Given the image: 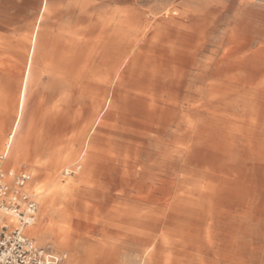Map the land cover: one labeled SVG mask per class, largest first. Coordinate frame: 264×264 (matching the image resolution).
<instances>
[{
    "label": "bare ground",
    "instance_id": "obj_1",
    "mask_svg": "<svg viewBox=\"0 0 264 264\" xmlns=\"http://www.w3.org/2000/svg\"><path fill=\"white\" fill-rule=\"evenodd\" d=\"M23 1L0 2V151L5 169L36 164L27 234L52 233L66 264H264V30L239 18L247 0L229 29L224 0ZM43 76L74 94L29 149ZM96 224L135 238V253Z\"/></svg>",
    "mask_w": 264,
    "mask_h": 264
},
{
    "label": "rangeland",
    "instance_id": "obj_2",
    "mask_svg": "<svg viewBox=\"0 0 264 264\" xmlns=\"http://www.w3.org/2000/svg\"><path fill=\"white\" fill-rule=\"evenodd\" d=\"M2 1L3 0H0V2H2ZM26 1L30 2V5H32L37 0H26ZM16 2H17V4H20V3H23L24 1L23 0H16ZM106 2H107V4H112L113 1L112 0H106ZM223 3L224 4L222 6L223 8H222V15H221L222 16L221 17V27L229 29L230 28L229 27L230 26L229 25V21H231L232 19H235V12L238 10V8L240 6L239 5L240 0H224ZM246 3H247V6H249V10L251 12H250V14L241 15L239 18H241L242 20H246V21L247 20L255 21L257 27H261L264 30V1L256 2L254 0H247ZM231 14L233 16H231ZM253 14H254V16H253ZM228 16H230V17H228ZM258 16H259L260 19L258 18ZM34 18H35V14H34L33 8L28 7L27 8V17H26V19L33 20ZM230 34H231V32L230 33H226V34L221 32V37H226L227 38ZM262 41H264V39L256 41L255 46H254L255 49L259 48L262 45ZM224 51H225L224 49L221 50V56L223 55ZM60 83L58 84V87L55 89V91L51 90V89H48L47 85L51 84V80L48 77L45 78L43 76V82H41L39 84V86L32 92L31 97L29 98L26 123H28V125H30L31 121H32L31 125L34 126L32 132L30 133L31 135L29 134V136H31L30 137L31 138V144L30 143L27 144V148H29V149H34V147L36 145V142H35L36 140H38L41 137L44 138V136H45L44 132L47 129L45 127V123L46 122L44 120H45L46 117H48L49 111L52 108L53 102H55L56 100L60 99L63 96V94H65V93H69V94L73 93L74 94V90L72 88L73 87L72 83H67V82L66 83L65 82H60ZM38 91H40V92H38ZM39 93H40V95H39ZM41 93H42V95H41ZM47 97H48V99H46ZM50 97L53 98L54 101H52ZM43 101H45V102L43 103ZM21 106H22V104L20 105V108H19V111H18V114H17L18 115V119L20 118L19 116L21 115V110H20ZM62 106L66 108V110H65L66 111V117L64 119L67 120L69 118L68 116L70 115V110L76 108V101L73 104L72 103H66V104H64ZM5 113L8 116V113L6 111H5ZM33 113H35V114H33ZM32 115L35 118H32L33 117ZM37 119H38V121H37ZM4 120H6V119H4ZM35 122H36V124H35ZM59 132H61V134H62L61 130H59ZM59 135H57V136H59ZM1 153H2V151H0V154ZM42 155H43V158H44V160H43V162H44V161H46L48 159V153L46 152V149L44 147L42 148L41 157H42ZM6 158H7V156H6ZM31 160L32 159L27 160L28 162L27 161L22 162L21 167H19L17 169L15 168V170L21 171V172H27V173L30 174L31 169L36 165L34 163V161L33 160L31 161ZM6 167L11 168V169L14 168V167L9 166V165H7ZM74 167H75V164L74 165L71 164V165H69L68 169L70 170V169H72ZM61 175H62L61 176L62 179L69 177L66 174L64 175V169L62 170ZM104 179L105 178H103V180H102L103 182L106 181V179L105 180ZM45 181H46L45 178H41V179H38V180H35V181L33 180L32 183H34V184H42ZM94 183L95 182L91 178H89L88 182L83 183V188L84 187L85 188H92ZM110 189L111 188L109 186H107L105 188L106 191L102 192V193L108 194ZM32 191L37 195V198L39 200V198H40L39 193L35 189H33ZM37 213H39V208H38ZM102 216H103L102 218L106 217L105 214H102ZM58 222H59V217L58 216L48 217L47 219L44 220L42 226L48 225V224H51V223H58ZM38 227H40V226L38 225ZM86 230L87 231H92L93 234H100L102 236H110V237H115V238H121L120 241H122L123 243H125L127 245H130V246L133 245L130 252L131 253H135L134 252V250L136 249L135 246L138 245V243L136 242L135 238L127 236L125 234V232L120 227L119 228L118 227H106V226H103V225H100V224L99 225L96 224L93 227L87 228ZM53 239H54V235H52V233H51L50 238L47 239L44 244H37V243L36 244L38 246H40V247L45 248L48 251V253H49L48 257L49 258L57 259V258L63 257L64 258L63 259V263L66 264V257L63 256V251L58 250L56 248V246H54V244H51V241ZM35 242H36V240H35ZM129 264H138V263H136L135 261L134 262L131 261Z\"/></svg>",
    "mask_w": 264,
    "mask_h": 264
},
{
    "label": "built area",
    "instance_id": "obj_3",
    "mask_svg": "<svg viewBox=\"0 0 264 264\" xmlns=\"http://www.w3.org/2000/svg\"><path fill=\"white\" fill-rule=\"evenodd\" d=\"M3 158L0 154V264H64L27 234L39 208L37 195L27 189L31 176L5 169Z\"/></svg>",
    "mask_w": 264,
    "mask_h": 264
}]
</instances>
